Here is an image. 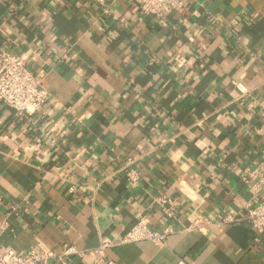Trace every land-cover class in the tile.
Wrapping results in <instances>:
<instances>
[{"label": "crops", "instance_id": "obj_1", "mask_svg": "<svg viewBox=\"0 0 264 264\" xmlns=\"http://www.w3.org/2000/svg\"><path fill=\"white\" fill-rule=\"evenodd\" d=\"M0 49L50 94L30 117L0 101V248H97L145 218L176 233L115 243L117 264H264V234L221 223L259 198L241 175L264 174V0H188L163 20L139 0H0ZM199 214L209 232L186 231Z\"/></svg>", "mask_w": 264, "mask_h": 264}, {"label": "built area", "instance_id": "obj_2", "mask_svg": "<svg viewBox=\"0 0 264 264\" xmlns=\"http://www.w3.org/2000/svg\"><path fill=\"white\" fill-rule=\"evenodd\" d=\"M114 2L115 0H106ZM188 0H139L144 14L154 16L159 20L165 19L175 10L185 7ZM50 94L43 86L41 75L35 74L20 55L0 49V101L15 110L21 117H30L43 111L49 101ZM128 183L132 187L140 184V173L134 167L125 170ZM257 178L252 186L255 196L247 204L243 216L225 215L221 223L240 224L247 223L254 231L264 234V174L258 171H246L241 175L244 182L249 178ZM159 204L167 218H174L178 201L163 195ZM206 215L199 214L186 231H197L202 234L209 232L214 225ZM7 229L5 222H0V238ZM176 233L171 226L165 229L152 227L145 218L128 231L118 242L104 241L100 247L92 249H79L74 245H65L61 252L42 247H31L25 252L17 251L12 247L0 248V264H69L73 259L90 258L92 264H117L108 257L107 249L114 244H131L139 242H152L158 246H164L170 236ZM184 264V263H180Z\"/></svg>", "mask_w": 264, "mask_h": 264}]
</instances>
